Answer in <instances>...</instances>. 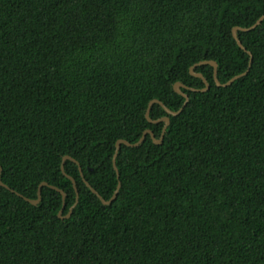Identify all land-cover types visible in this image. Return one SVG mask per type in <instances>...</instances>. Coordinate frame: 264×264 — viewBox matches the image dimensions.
Returning <instances> with one entry per match:
<instances>
[{"label": "trees", "instance_id": "trees-1", "mask_svg": "<svg viewBox=\"0 0 264 264\" xmlns=\"http://www.w3.org/2000/svg\"><path fill=\"white\" fill-rule=\"evenodd\" d=\"M225 8L223 18L221 12ZM264 0H0V264H264ZM193 91L186 98L174 84ZM84 177L110 204L87 186Z\"/></svg>", "mask_w": 264, "mask_h": 264}, {"label": "water", "instance_id": "water-1", "mask_svg": "<svg viewBox=\"0 0 264 264\" xmlns=\"http://www.w3.org/2000/svg\"><path fill=\"white\" fill-rule=\"evenodd\" d=\"M225 8H226V7H224V9H223L222 12H221V19L223 18V15H224V12H225ZM263 20H264V15L261 16V17H260V18H259V19H258L253 25H251V26H249V27L235 26V27L232 29L233 36L235 37V39H236L237 43L240 45V47H242L243 49L246 50V47L244 46V44L242 43L241 39H240L239 36H238V31H239V30H242V31H248V30H251V29L257 27V26H258ZM248 52H249V54L251 55V58H250V62H249V66H248V68H247L244 72H242V73H240V74H237V75L233 76V77L230 78L227 82H224V83H222V82L219 80V78H218V63H217L215 60H202V61H199L198 63H195L194 65H192V66L190 67V72H191V74H192V75H195V76H198V77H200V78H202L203 81L205 82V87H203V88L189 87V86H187L186 84H184V83L181 82V81L176 82V83L174 84V89H175V91L178 92L179 94L183 95V96L186 98V100H185V102H184V105H183L179 110H177V111H174V110L170 109V108H169L168 106H166L161 100H159V99H157V98L152 99V100L149 102L148 109H147V111H146V117L148 118V120H149L150 122H153V123H158V122H161V121L164 122V125H163V129H162L161 135H160L159 138H157V137L155 136L154 131H153L152 129H146V130L143 132V135L141 136V138H140L138 141L134 142V143H132V142L126 140V139H118L117 142H116V150H115V153H114V156H113V165H114V167H115V169H116V171H117V175H118V177L120 176V173H119V170H118V167H117V164H116V158H117V155H118L119 149L121 148V145H122V144H126V145H128V146H138V145H140V144L144 141V139H145V137H146L147 134H150L151 137H152V139H153V141H154L155 143H157V144H161V143H163V141H164V135H165L166 129H167V127H168L169 124H170V117H169V116H163V117L158 118V119H152V118L150 117V111H151V108H152L153 104H155V103H159V104H161V105L165 108V110H166L169 114H171V115H177V114H179V113L182 111L183 107H184V106L188 103V101H189V95H188L186 92H184V91L182 90V87L187 88V89H191V90H193V91H206V90H208V89L210 88V83L208 82V80L206 79V77H205L201 72H198V71L195 70V68H196L197 66H199V65H203V64H211V65H213V67H214V79H215V81H216V84H217L218 86H228V85H230L233 81H235L236 79H238V78H240V77L246 75V74L249 72V69H250V67H251V65H252L253 56H252V53H251L250 51H248ZM67 159H71V160H73V161H75L76 163L79 164L80 171H81V173H82L83 179H84V181L86 182L87 186L90 187V189H91L95 194H97V195L99 196V198L102 200V202H103L104 204H110V203L116 198V196H117V194H118V192H119V189H120V187H121V181H119V183H118V185H117V188H116V190L114 191V194L112 195V197H111L110 199H105V198H104V197H103V196H102V195H101V194H100V193H99V192H98V191H97V190H96V189H95L90 183H89V181L86 180V178L84 177V174H83L82 167L80 166V163L78 162V160H76L75 158H73V157L70 156V155H65V156L63 157V160H62V170H63V172L67 175V177H69V178L72 180L73 185H74V187H75V189H76V192H77V196H76V201H75L74 205L70 207L69 212H68L66 215H63L64 208H65V205H66V201H65V200H66V193H65L62 189H60L59 187H57V186H55V185H51V184L48 183L47 181H42V182L39 184V187H38V197H37L36 199H32V198L26 197V196L22 195V194L19 193V192H17V194H18L19 196L24 197L27 201H29V202H31V203H33V204H38V203L41 201V198H42V187H43V186H50V187H52V188H54V189L60 191V192L62 193V196H63V205H62V207H61V209H60V211H59V217H61V218L70 217V215L72 214V211H73L74 207H75V206L78 204V202H79V190H78V188H77L75 178H74L73 176H71V175H69V174H67V173L65 172V162H66ZM2 171H3V168H2V166L0 165V185L5 186V187L8 188V189H11L6 183H4V182L2 181ZM11 190H12L13 192H15L14 189H11Z\"/></svg>", "mask_w": 264, "mask_h": 264}]
</instances>
